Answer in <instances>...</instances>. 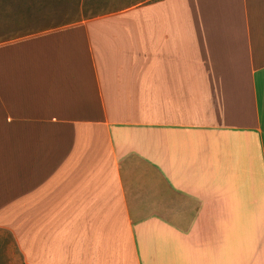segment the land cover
<instances>
[{"label":"crops","instance_id":"0c3cea01","mask_svg":"<svg viewBox=\"0 0 264 264\" xmlns=\"http://www.w3.org/2000/svg\"><path fill=\"white\" fill-rule=\"evenodd\" d=\"M0 232L25 264H264V0L0 41Z\"/></svg>","mask_w":264,"mask_h":264},{"label":"rangeland","instance_id":"374dc122","mask_svg":"<svg viewBox=\"0 0 264 264\" xmlns=\"http://www.w3.org/2000/svg\"><path fill=\"white\" fill-rule=\"evenodd\" d=\"M140 0H0V41L103 15ZM0 264H25L13 238L0 232Z\"/></svg>","mask_w":264,"mask_h":264},{"label":"trees","instance_id":"16d2710c","mask_svg":"<svg viewBox=\"0 0 264 264\" xmlns=\"http://www.w3.org/2000/svg\"><path fill=\"white\" fill-rule=\"evenodd\" d=\"M153 1H155V0H140L138 3H130V4H127L126 7L131 6V5H135V4H139V3H151Z\"/></svg>","mask_w":264,"mask_h":264}]
</instances>
